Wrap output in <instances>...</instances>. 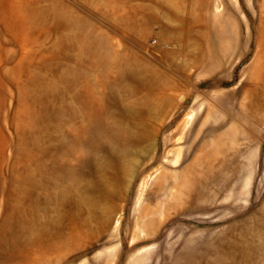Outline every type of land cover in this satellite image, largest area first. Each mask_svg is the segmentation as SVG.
<instances>
[{"label":"rangeland","instance_id":"rangeland-1","mask_svg":"<svg viewBox=\"0 0 264 264\" xmlns=\"http://www.w3.org/2000/svg\"><path fill=\"white\" fill-rule=\"evenodd\" d=\"M263 109L264 0H0V264H264Z\"/></svg>","mask_w":264,"mask_h":264},{"label":"bare ground","instance_id":"bare-ground-1","mask_svg":"<svg viewBox=\"0 0 264 264\" xmlns=\"http://www.w3.org/2000/svg\"><path fill=\"white\" fill-rule=\"evenodd\" d=\"M264 110V109H263ZM223 167V166H222ZM208 171V170H207ZM217 175V173H215ZM213 174V175H215ZM189 181V180H188ZM212 181V176L211 174H209L208 172L204 173L202 178L199 180L198 184H199V191L198 194L201 195V193H203V191L205 190V187L207 186V184ZM197 188V187H196ZM198 189V188H197ZM191 195V194H190ZM193 195V194H192ZM195 195V194H194ZM199 198V197H198ZM197 199V197H196Z\"/></svg>","mask_w":264,"mask_h":264}]
</instances>
